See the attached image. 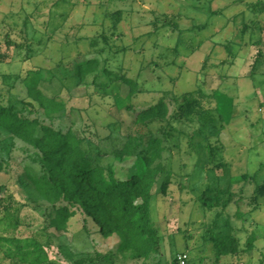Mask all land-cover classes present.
Listing matches in <instances>:
<instances>
[{
	"label": "rangeland",
	"instance_id": "374dc122",
	"mask_svg": "<svg viewBox=\"0 0 264 264\" xmlns=\"http://www.w3.org/2000/svg\"><path fill=\"white\" fill-rule=\"evenodd\" d=\"M119 8L125 17L113 32L108 13ZM89 58L99 61L96 82L75 74ZM35 71L39 87L66 103L51 115L39 107V118L71 127L94 162L114 164L118 176L137 169L134 158L114 155L135 127L119 102L129 94L120 78L137 82L138 107L166 102L167 118L150 122L172 172L167 195L165 173L152 188L161 251L127 257L119 235L102 236L91 220L85 227L82 213L51 226L55 213L28 177L40 168L34 148L0 128V264L18 246L1 238L27 236L45 244L53 264H169L183 252L188 264H264V0H0L1 98H30L25 81ZM215 90L225 106L233 100L228 121L206 96ZM190 92L206 96L198 94L203 112L180 116ZM225 234L238 237L239 251L217 257L210 237Z\"/></svg>",
	"mask_w": 264,
	"mask_h": 264
},
{
	"label": "trees",
	"instance_id": "16d2710c",
	"mask_svg": "<svg viewBox=\"0 0 264 264\" xmlns=\"http://www.w3.org/2000/svg\"><path fill=\"white\" fill-rule=\"evenodd\" d=\"M108 15L113 19L114 32L124 19L125 12L119 8ZM103 70L110 73L106 68ZM99 71L97 58L75 64V74L81 80L94 74L93 81L96 82ZM120 79L129 86V94L126 100L120 99L119 102L135 114L134 129L128 134L124 146L114 151L119 161L134 158L137 169L127 176H118L114 164L95 163L82 146L81 137L71 127L67 130L55 128L39 118V107L44 114L51 115L65 109L66 103L57 96L47 95L39 87L37 71L25 81L30 98L14 101L11 98L4 100L0 96V128L34 148L35 161L40 168L29 173L28 177L40 197L55 213L49 222L51 226L67 227L73 216L82 213L85 227L91 220L102 236L119 235V248L127 257L147 259L161 251V236L151 217L152 188L162 173H165L161 184L164 195L169 193L172 182V172L161 162L163 139L153 133L150 122L154 119L165 120L168 105L160 99L149 106L138 107L132 102V97L138 91L137 82L125 76ZM218 92L215 90L206 96L214 98L220 119L228 121L233 113V100L226 99L225 106L224 102L219 101ZM198 94L204 96L201 92L184 95V101L179 106L180 116L203 112ZM227 105L228 109L225 108ZM218 151V146L212 147L214 155ZM2 165L0 160V171ZM3 201L4 197L0 199V205ZM229 202L230 199L225 205ZM207 206H211V203ZM1 240L18 243L15 253L10 256V264H53L45 244L33 236L2 237ZM210 240L214 243L217 257L234 255L239 251V239L233 234L212 235ZM169 264H178L177 255Z\"/></svg>",
	"mask_w": 264,
	"mask_h": 264
},
{
	"label": "built area",
	"instance_id": "2783aa9c",
	"mask_svg": "<svg viewBox=\"0 0 264 264\" xmlns=\"http://www.w3.org/2000/svg\"><path fill=\"white\" fill-rule=\"evenodd\" d=\"M189 254L183 252L177 256L178 264H188Z\"/></svg>",
	"mask_w": 264,
	"mask_h": 264
}]
</instances>
